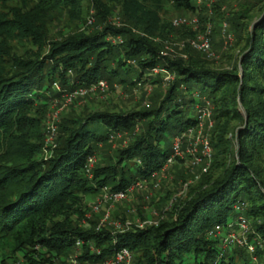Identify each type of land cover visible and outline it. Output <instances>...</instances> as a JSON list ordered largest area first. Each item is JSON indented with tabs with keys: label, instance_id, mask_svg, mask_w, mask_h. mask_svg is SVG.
Instances as JSON below:
<instances>
[{
	"label": "trees",
	"instance_id": "obj_1",
	"mask_svg": "<svg viewBox=\"0 0 264 264\" xmlns=\"http://www.w3.org/2000/svg\"><path fill=\"white\" fill-rule=\"evenodd\" d=\"M165 2L190 13L204 8L193 0H19L23 7L29 6L28 14L19 6L12 10V19L0 17V264L20 252L25 264H55L38 251L66 257L77 239L82 241L80 259L91 264L101 263L122 247L137 253L134 264H264V0H258L255 5H261L256 9L246 7L225 22L233 35L229 47H235L223 54L225 68L188 44L185 49L201 59L159 55L161 44L154 38L164 26L159 25L157 9ZM110 4L120 8L118 28L107 24L92 35L50 42L46 59L50 63L39 55L11 58L4 50L6 40L18 35L32 40L37 50L46 40L24 14L28 20H38L64 10L76 15L90 8L91 18L99 23L100 15L103 20L111 13ZM197 20L191 38L205 29L207 19L197 14ZM108 36L121 42L113 43ZM158 68L173 73L174 79L165 93L150 98L147 107L65 118L53 155L46 161L37 159L44 135L42 117L33 113L42 97L49 94L55 99L66 88L87 87L100 79L124 89L140 87ZM68 73L73 76L70 84ZM57 81L61 89L57 86L56 91ZM197 105L210 110L212 125L206 135L212 157L205 172L189 171L195 184L183 182L187 199L165 195L164 202L172 199L165 216L145 229L134 226L113 233L104 224L97 230L95 212L89 228L78 224L86 213L82 200L98 194L103 186L120 191L152 179L172 152V138L198 126L191 109ZM118 134H130L133 140L112 154L105 153L104 162L94 165L89 179L86 158L100 142L110 147V137ZM240 215L249 221L246 240L253 245L252 252L238 244L222 247L229 225Z\"/></svg>",
	"mask_w": 264,
	"mask_h": 264
},
{
	"label": "rangeland",
	"instance_id": "obj_2",
	"mask_svg": "<svg viewBox=\"0 0 264 264\" xmlns=\"http://www.w3.org/2000/svg\"><path fill=\"white\" fill-rule=\"evenodd\" d=\"M193 2L197 5L203 6L204 8L201 9L199 13H190L174 8L169 2L162 3L158 7L157 12L160 17L159 25L164 26L163 31L159 34V37L154 38V40L161 44L158 45L159 55L167 59H182L186 61L189 59L199 60L202 58L200 55H197V53L187 51L185 49L187 40L191 39L190 30L193 28L189 25H181L180 28L174 26L172 27V20L175 18H184L186 21L190 22L192 19L197 18V14H199L201 17H205V19H207L206 23H203V25L207 26V24H209L212 27L210 57H208V60L220 68L227 67L226 57H223V54L226 53L225 55H228L227 53L235 47L234 45L229 47V45L225 44L221 34L222 32L220 33L221 23L223 24L226 21L230 22L233 18L238 17L237 13L239 14L244 12L246 7L255 5L258 0H219L212 3H209L207 0H193ZM22 5L19 3V0H0V17H2V19H12V10ZM259 5L261 4L258 3L255 5L254 9H256ZM28 7L29 6L25 8V6H22L23 10L21 12L28 14ZM109 7L112 9L111 13L106 14L107 16L104 18L105 22L103 21L104 19L102 20L103 16L100 15L101 22L99 23L93 17L91 18L93 10L90 8H85L81 14L77 13L76 15H68L64 10L61 12V15L59 13L52 14L49 19L40 18L37 20L32 18L28 20V15L24 14L23 16L26 18V22L29 23V25L35 30H42L44 35H46V40L43 44H41V48L37 50V47L32 40L30 41L29 38H23L18 35L16 38L13 37L10 40H6L4 50L9 53L11 58L19 56L24 59H28L30 58V55H32V58L35 59L36 56L39 55V59L46 62L48 61L46 59L50 51V42L64 41L70 39L71 37L75 38L82 33L92 35L93 33L102 31L103 26H107V24L118 28L119 25H121V19L120 16H118V11L120 9L119 5L110 4ZM117 38L119 37L108 36L107 39L112 41ZM3 42L4 41L2 40V43ZM181 44H184V46H180ZM34 52L37 54L33 55ZM72 77V74L68 73L67 81L69 84L72 82ZM173 79V73H168L167 71H157L154 72V75L147 79L145 84H142L140 87H128L126 89H124L123 86L116 84L117 82L110 84L106 80L100 79L98 81H104L106 85L104 87H97L87 94L78 95V93L75 92L79 89L93 88L98 81L87 87L78 85L71 90L70 88H66L67 90H65L60 97L55 99L52 98L51 95L47 94L48 96L44 98L42 97L40 101L34 104L37 113L34 112L33 114L36 117H42L43 135L45 134L48 121L55 124L57 143L60 133L59 126L61 127L60 124L63 123L65 118H69L70 116H75L74 118H77L104 110L126 112L143 109L148 106L151 97L165 93ZM111 85L114 86L111 87ZM57 86L61 89V85L58 81L53 83V87L56 91ZM180 89L184 90V87L182 86ZM70 95L72 98L69 101ZM191 109L195 113L197 107L195 106ZM206 132L207 127L203 124L202 134L206 135ZM137 133H139V131H137ZM131 140L133 139L130 134H122L119 138L112 141L110 147H106L105 144H101L102 142H100L99 147L95 149L93 154L96 159L95 165H100L104 162L105 153L112 154L113 150L124 148ZM232 143L233 149L236 150V139L232 138ZM186 146L188 147L187 144H184L183 149H185ZM37 159L43 161L44 157L41 153H39ZM189 171L188 161L177 160L174 165H171L167 172L160 175H154V177L149 180L139 181V186L133 189V191L128 195L127 200L115 204L103 203L101 205L100 209L95 212V214L99 217L97 226L100 225V223H107L109 220L119 221L121 223L129 222L132 224L131 228L134 226L137 227L136 223L144 220L150 221L151 223L158 221L165 216V210L169 201L175 197H181L182 200L187 199L188 190L186 189V183H190V185L195 184V181L189 177ZM184 181H186V183H183ZM184 187L185 190L181 192V189ZM168 194L173 198L164 202L163 198ZM97 195L98 194L82 200L81 206L86 210L84 217L79 218L78 221V224L82 227H90L88 220L93 217L91 215L92 211L90 207ZM160 198L163 199V202H159ZM105 215H108V220L104 219ZM71 219H75V217L71 216ZM125 230L126 229L123 231ZM111 232L118 233L114 229H112ZM80 250L82 251V248ZM77 251L79 250L74 248L66 257L58 256L54 258L45 250H39L38 252L42 257H44V255L51 257L55 264H67L69 257L75 255ZM25 252L26 250L23 251V253ZM81 254L82 252L78 256V264H90L89 262L80 259ZM133 254L135 257L137 256L136 252H133ZM37 259L42 261L39 257H37ZM2 261L3 264H25L21 252L17 255L11 256L10 258H5Z\"/></svg>",
	"mask_w": 264,
	"mask_h": 264
},
{
	"label": "built area",
	"instance_id": "obj_3",
	"mask_svg": "<svg viewBox=\"0 0 264 264\" xmlns=\"http://www.w3.org/2000/svg\"><path fill=\"white\" fill-rule=\"evenodd\" d=\"M200 1V0H196ZM209 3L219 1V0H207ZM172 25L174 27H179L181 25H189L193 28V30L198 29V20L197 18L192 19L190 22L186 21L184 18H175L172 20ZM210 33H211V26L207 24L205 26L204 31L196 32L193 38L187 40V44L199 51L205 52L210 55V48H211V41H210ZM222 36L224 39L225 44L229 45L233 42V35L231 32L228 31V27L226 23L222 24ZM113 43H120L121 39H113ZM180 46H184L181 44ZM157 71H164L163 69H155L154 72ZM106 84L104 81H98L93 88L89 89H79L76 90L78 95L87 94L88 92L94 90L95 88L104 87ZM139 85V84H138ZM192 96L195 98H199L198 92H193ZM71 95L69 97V101L71 100ZM196 110V118L198 120V126L187 128L184 133L181 135H177L172 138V152L170 156L166 159L165 163L162 165L160 170L154 175H160L168 171L172 164H174L178 159L188 161V167L190 171H197L199 169L201 172H205L209 167L211 157H212V149L210 146V142L207 135L202 134V125L207 124V128L209 129L212 125L210 121V110L208 106L200 107L197 105ZM198 131V132H197ZM120 135L111 136L110 139L113 141L116 138H119ZM184 144H187L185 149H183ZM56 127L55 124L51 121H48L47 127L44 134L43 146H42V156L44 160H48L53 155L54 150L56 149ZM95 156L89 155L86 158L85 162V173L87 177L90 179L92 177V170L95 165ZM168 165V166H167ZM170 166V167H169ZM199 173V172H198ZM195 173V179H198L199 174ZM145 181V180H142ZM156 185V184H155ZM154 185V186H155ZM139 186V181L135 184L131 185L128 189L120 190V191H112L108 187L103 186L99 189V193L96 196L95 200L92 202L90 207L92 212H97L101 205L104 204H115L119 202H123L127 200L128 195L133 191L135 187ZM156 187V186H155ZM186 187V185H185ZM185 187L181 189V192L185 190ZM236 209L241 211L242 206H236ZM105 220H108V215H105ZM104 222V221H103ZM158 221L151 223L150 221H141L137 222L136 226L140 229L148 228L152 225H156ZM104 224H108L117 232H121L124 229H128L131 227V223L125 222L121 223L119 221H108L107 223H100L96 227L98 230ZM249 221L242 215L238 216L235 223L229 225L230 231L223 237L222 239V247L225 248L227 246H231L233 244H238L240 246L246 247L249 252L253 251V245L246 240V236L249 233ZM215 232L219 234L220 229L215 227ZM264 245V244H263ZM82 241L76 240L74 243V248L78 249L75 255L69 257L67 264H78V256L81 253ZM96 253H99L97 249L91 247ZM91 264V263H90ZM93 264V263H92ZM94 264H134V254L128 248L122 247L115 251L110 258H106L101 263H94Z\"/></svg>",
	"mask_w": 264,
	"mask_h": 264
}]
</instances>
